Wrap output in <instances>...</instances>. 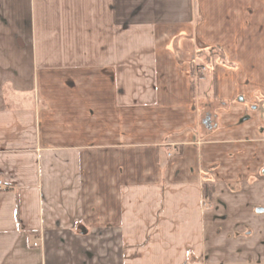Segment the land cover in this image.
<instances>
[{
    "label": "crops",
    "instance_id": "crops-1",
    "mask_svg": "<svg viewBox=\"0 0 264 264\" xmlns=\"http://www.w3.org/2000/svg\"><path fill=\"white\" fill-rule=\"evenodd\" d=\"M259 93L264 0H0V264L264 263Z\"/></svg>",
    "mask_w": 264,
    "mask_h": 264
},
{
    "label": "rangeland",
    "instance_id": "rangeland-1",
    "mask_svg": "<svg viewBox=\"0 0 264 264\" xmlns=\"http://www.w3.org/2000/svg\"><path fill=\"white\" fill-rule=\"evenodd\" d=\"M216 60L220 59L221 55L219 52H216ZM193 59V85L195 88V92L196 93H200L202 90L206 91V92H212V89H213V80H212V74H211V71L210 69H207L206 67L209 66V63L212 62V60L214 59H209L207 57V55L205 56H202V57H192ZM191 59V60H192ZM221 60V59H220ZM200 63H203L204 64V67H201V66H198L200 65ZM211 74V75H210ZM263 95L259 93L258 95V99H259V103L262 105L263 107V110H264V99H263ZM211 104V103H210ZM215 106H211V108H213ZM261 179H264V176L262 175L261 176ZM259 179V180H261ZM257 213L256 214H264V207L263 206H259L257 207ZM253 233L254 232V229L253 228H249V227H244L242 229V232H241V237L243 239H247L249 240L250 238H254L253 237ZM264 236V234H263ZM263 236H259L258 239L259 241L262 240ZM244 264H264V263H261V262H253V261H247V263H244Z\"/></svg>",
    "mask_w": 264,
    "mask_h": 264
},
{
    "label": "trees",
    "instance_id": "trees-1",
    "mask_svg": "<svg viewBox=\"0 0 264 264\" xmlns=\"http://www.w3.org/2000/svg\"><path fill=\"white\" fill-rule=\"evenodd\" d=\"M216 52H219L218 50L216 49H211V50H208V52H206V55L209 56V58H212V59H215L216 58ZM202 54V52H198L197 55H200ZM200 57V56H199ZM198 66H201V67H204V64L203 63H200V65ZM192 73H193V69H192ZM213 187L212 186H204L203 188V196L206 198V199H211L212 195H213Z\"/></svg>",
    "mask_w": 264,
    "mask_h": 264
},
{
    "label": "water",
    "instance_id": "water-1",
    "mask_svg": "<svg viewBox=\"0 0 264 264\" xmlns=\"http://www.w3.org/2000/svg\"><path fill=\"white\" fill-rule=\"evenodd\" d=\"M204 124H205L206 127L210 128V126H208L209 125V122L208 121L205 122Z\"/></svg>",
    "mask_w": 264,
    "mask_h": 264
},
{
    "label": "built area",
    "instance_id": "built-area-1",
    "mask_svg": "<svg viewBox=\"0 0 264 264\" xmlns=\"http://www.w3.org/2000/svg\"><path fill=\"white\" fill-rule=\"evenodd\" d=\"M0 185H1V183H0ZM37 246H38V244H37V243L33 244V247H35V248H36Z\"/></svg>",
    "mask_w": 264,
    "mask_h": 264
}]
</instances>
